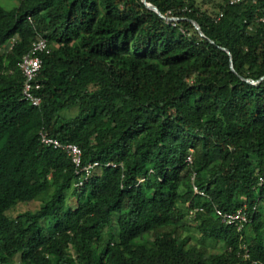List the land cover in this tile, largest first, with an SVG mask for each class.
<instances>
[{
	"label": "trees",
	"instance_id": "trees-1",
	"mask_svg": "<svg viewBox=\"0 0 264 264\" xmlns=\"http://www.w3.org/2000/svg\"><path fill=\"white\" fill-rule=\"evenodd\" d=\"M263 15L264 0L0 5V264H264ZM38 37L35 106L18 62ZM41 132L97 162L82 184Z\"/></svg>",
	"mask_w": 264,
	"mask_h": 264
},
{
	"label": "built area",
	"instance_id": "built-area-1",
	"mask_svg": "<svg viewBox=\"0 0 264 264\" xmlns=\"http://www.w3.org/2000/svg\"><path fill=\"white\" fill-rule=\"evenodd\" d=\"M243 0H228L229 4L239 3ZM222 13L219 14L221 16ZM167 19H175L173 17H168ZM261 21H264V15L261 17ZM50 51L47 46V42L42 37H39L36 42L33 43L30 51L24 55L19 63L20 70L23 75V89L22 94L26 100H29L33 105L37 106L40 104L41 98L35 94L40 85L36 81V77L41 66L42 59L40 58V53H48ZM40 139L45 144H51L55 147L61 146V144L51 137H47L43 132L40 133ZM64 148L67 149L69 155L72 154V161L75 166L80 165V149L74 144H66ZM187 160L191 161V156H187ZM262 181V180H261ZM196 190V187H194ZM215 214L221 218L225 223H236L237 221L244 222L247 220L246 213L242 212V209H238L234 213L224 212L219 208H215Z\"/></svg>",
	"mask_w": 264,
	"mask_h": 264
},
{
	"label": "clouds",
	"instance_id": "clouds-1",
	"mask_svg": "<svg viewBox=\"0 0 264 264\" xmlns=\"http://www.w3.org/2000/svg\"><path fill=\"white\" fill-rule=\"evenodd\" d=\"M20 37H21V35H20V33H18V34H15L13 37H11L6 43H7V47H9L10 45H12L13 43H15V41L17 40V39H20ZM39 38V37H38ZM38 38H36V40H34L32 43H31V46L29 47V49H28V51L27 52H25L22 56H21V58H20V60H19V62H18V68H19V70H20V66H19V63H20V61H21V59H22V57L24 56V55H26L29 51H30V49L32 48V46H33V43L34 42H36L37 41V39ZM47 42V41H46ZM47 46H48V43H47ZM49 47V46H48ZM49 49H50V47H49ZM50 52V51H49ZM48 52V53H49ZM43 54H45V52H42V53H40V58L42 59V62H41V66H42V64H43V58L41 57V56H43ZM41 66H40V68H41ZM40 68H39V70H40ZM20 72H21V70H20ZM39 72V71H38ZM21 74H22V72H21ZM22 77H23V75H22ZM36 81L38 82V80H37V77H36ZM39 83V85H40V87H41V84H40V82H38ZM39 87V88H40ZM38 88V89H39ZM37 89V90H38ZM40 104H41V101H40ZM39 104V105H40ZM39 140H40V142L42 143V144H45V143H43L42 141H41V139H40V134H39ZM58 141V140H57ZM59 142V141H58ZM60 144H64V145H66L65 143H61V142H59ZM46 145H49V144H46ZM75 145V144H74ZM53 146V145H52ZM53 147H55V146H53ZM59 147V146H58ZM78 147V146H77ZM79 148V147H78ZM80 149V148H79ZM80 152H81V149H80ZM69 155V154H68ZM82 158V152H81V154H80V159ZM71 161H72V158H71ZM73 162V161H72ZM74 164V163H73ZM97 162H92V163H86V164H81V161H80V165L79 166H76V172L79 170V173L80 172H84L85 174H86V177L85 178H82V179H80L79 181H78V184L80 185V184H82V182L87 178V176H88V174H89V172L94 168V167H96L97 165ZM75 165V164H74ZM108 165V164H107Z\"/></svg>",
	"mask_w": 264,
	"mask_h": 264
},
{
	"label": "rangeland",
	"instance_id": "rangeland-1",
	"mask_svg": "<svg viewBox=\"0 0 264 264\" xmlns=\"http://www.w3.org/2000/svg\"><path fill=\"white\" fill-rule=\"evenodd\" d=\"M19 1L20 0H0V5L2 7H4L5 9H11V8L15 7L16 5H18ZM41 198L42 197H40L39 200ZM69 203H74V199L73 198L69 199ZM33 207H36L35 202L19 203L13 208V214H16L19 211H23L24 209H29V208H33ZM183 235H185V233H183ZM189 242H191V240H189ZM216 249H217V247L214 248V250H216ZM209 250H212V249L209 248Z\"/></svg>",
	"mask_w": 264,
	"mask_h": 264
},
{
	"label": "water",
	"instance_id": "water-1",
	"mask_svg": "<svg viewBox=\"0 0 264 264\" xmlns=\"http://www.w3.org/2000/svg\"><path fill=\"white\" fill-rule=\"evenodd\" d=\"M144 2H145L146 6H147L148 8L154 10V11L157 12L158 14L160 13L156 6L150 4V3L146 2V1H144ZM193 25L195 26L196 29L199 30L198 25H197L194 21H193ZM199 31H200V30H199Z\"/></svg>",
	"mask_w": 264,
	"mask_h": 264
}]
</instances>
